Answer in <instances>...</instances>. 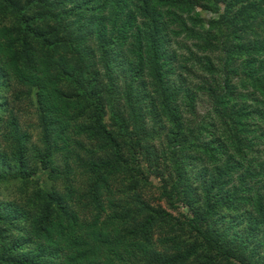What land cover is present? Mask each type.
I'll list each match as a JSON object with an SVG mask.
<instances>
[{"label":"trees","instance_id":"1","mask_svg":"<svg viewBox=\"0 0 264 264\" xmlns=\"http://www.w3.org/2000/svg\"><path fill=\"white\" fill-rule=\"evenodd\" d=\"M261 139L264 0H0V264H264Z\"/></svg>","mask_w":264,"mask_h":264},{"label":"rangeland","instance_id":"2","mask_svg":"<svg viewBox=\"0 0 264 264\" xmlns=\"http://www.w3.org/2000/svg\"><path fill=\"white\" fill-rule=\"evenodd\" d=\"M221 6H222V4H221ZM199 10V9H198ZM216 14L215 13H210V12H207V13H204L203 15H202V18L205 20V21H207V19H209V18H212V17H214ZM176 41H183V40H181V38H178V39H176ZM186 42L185 43H187L188 45H190V44H192V41H187V40H185ZM176 47V45H175V42L174 43H172L171 44V46H170V49H171V51H173V49L172 48H175ZM178 52H179V49H178ZM181 53H185L184 51H181ZM186 67L187 68H192V70H193V72L195 73V71H196V74H197V77H199L200 78V71L198 70H195L196 68H194V66L192 67V64L191 63H189V62H187L186 63ZM195 70V71H194ZM197 77H194V78H188V79H186V80H180V78H178L176 75H174L173 76V78H172V82L174 83V84H179V83H181V82H184V87H189V85L190 84H192V82H195V81H197L198 79H197ZM182 79H184V78H182ZM181 81V82H180ZM197 99H196V110L199 112V113H203L204 112V110H207L209 107H210V102H209V100H208V97H207V95L205 94V93H203V92H198L197 93ZM23 113H24V115H22V124H23V126H25V124L27 123V122H31L30 120H28L27 119V115H26V113L28 114L29 113V109H26L25 110V112H24V110H23ZM34 132H33V136L31 137V139L29 140V142L27 143L28 145H30V144H33V143H39V138H38V131L37 130H33ZM262 141H261V143H260V145H259V150L260 149H262L263 147H264V139H261ZM10 157V155H7V158H9ZM261 159H263L264 160V157H262Z\"/></svg>","mask_w":264,"mask_h":264}]
</instances>
